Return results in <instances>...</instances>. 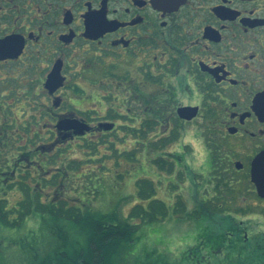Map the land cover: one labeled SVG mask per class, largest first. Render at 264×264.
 Segmentation results:
<instances>
[{"label": "flooded vegetation", "instance_id": "af4514ba", "mask_svg": "<svg viewBox=\"0 0 264 264\" xmlns=\"http://www.w3.org/2000/svg\"><path fill=\"white\" fill-rule=\"evenodd\" d=\"M185 107L197 108L196 117L182 118L179 109ZM10 114L30 119L32 126L6 124ZM38 114L46 121L43 132L53 136L49 143L34 137ZM73 120L89 130L77 136L75 129H64ZM191 124L197 126L186 132L201 135L206 127L216 136L210 145L229 152L230 163L220 162L219 174L208 179L207 194H219L223 179L232 188L223 194H255L262 218L264 198L251 170L264 152V0H0V135L16 126L31 133L12 167H0L5 188L13 183L20 194H58L54 185L59 180L64 187L69 176L63 146L70 141L92 145L80 166L97 162V145L112 152L122 145L117 157L125 153L132 162L134 150L149 146L151 133L165 138ZM167 153L175 158L165 155L171 166L164 168L175 177L182 160ZM128 172L116 170L112 177ZM93 173L89 177L98 179ZM241 180L249 184L246 192ZM246 242H200L191 250L198 255L194 264H248L247 255L264 264V244L251 250Z\"/></svg>", "mask_w": 264, "mask_h": 264}, {"label": "rangeland", "instance_id": "374dc122", "mask_svg": "<svg viewBox=\"0 0 264 264\" xmlns=\"http://www.w3.org/2000/svg\"><path fill=\"white\" fill-rule=\"evenodd\" d=\"M6 102L11 104L12 101L7 99ZM40 117L38 114L37 118L40 119ZM38 119L37 121H40V125L37 126L38 134L34 137L43 136L46 139L48 138L47 141L42 140L43 143L51 142L53 136L47 133L46 130L44 133V129L41 128L46 121ZM17 120L10 114L5 123L15 122L18 126L21 122V126L23 124L28 127L32 126L30 119L21 118ZM33 121L35 122L36 119H33ZM196 126L197 124L184 126L173 147L167 146L168 149L161 148L158 151L151 150L155 148V142L158 138V134L151 133L150 141L153 138L155 142L153 141V145L149 144L146 149L140 147L139 150H134L133 157H136V159H133L132 162L129 158L127 159L125 153L117 157L119 148H123L122 145L118 144L117 150L113 152L107 149L104 151V147L97 145L100 148L94 152V154L97 153L95 156V158H98L97 162H91L92 164L85 162L80 166L75 161L74 165L77 167L69 166V176L66 178L65 186L62 187V181L58 180V183L54 185L58 194H43L42 202L50 200L56 203L66 201L69 206H78L83 210L85 208L82 204L90 202V208L97 213H110L116 210L120 218L128 220L131 224H139L137 229L140 228L136 234V241L131 245L126 243V247L123 246L124 244L120 245L119 248L116 247L113 251L111 264H194L198 260V255L194 254L193 256L191 251L193 248L197 247L200 242L222 237L229 239L244 238L247 240V248L253 250L258 246L259 241L264 244V216L262 218L258 217L257 214L260 213L258 212L260 208L257 206L259 200H257L255 194L246 192L249 188L246 181L241 180V190L243 189L246 194L239 193V197H236L233 202L231 207L234 211L233 216H226L224 217L225 220L221 221L220 216H218L212 222L213 220L208 221L204 217L198 218L192 213L196 208L202 206L204 198L207 197L206 194L211 187L207 181L213 175L219 174L218 170L222 168L218 166L220 162L222 164L223 162L230 163L226 160V154H229V152L210 145V142L214 144L216 136L213 137L210 132L208 133L206 127L201 130L203 132L201 135L199 132L192 130L190 132L185 131ZM16 127L12 128L14 134H9L11 137H16L14 143H11V139H1L5 133L0 135V152H2L0 166L14 158L13 156L18 152L19 145L24 146L31 141V133H28L29 129L25 130L26 134H24V132L19 133L16 131ZM205 142L208 143L207 146L212 148L206 147ZM33 143L35 142L33 141ZM36 143H39L38 140H36ZM63 147H68L64 154L65 157L69 158V162L85 160L89 156L84 152L91 153L93 151L92 145L88 146L87 141H70V144H65ZM210 149L212 153L214 152V158L210 153ZM167 152L178 154L176 158L182 160L179 162L181 165L177 167L175 177H170V173L164 168V165H167V170H169L171 163H163L162 166H158L153 162L158 157L164 158L165 155L168 157L167 160L171 157L175 158L168 155ZM99 158H105L102 167ZM117 158H120V160L115 164ZM54 166L60 167V164ZM92 169L97 172L93 173L94 175L100 174L98 180L88 179ZM116 170L124 173L129 172L115 180L112 175ZM103 171L106 174L104 178H102ZM84 174L89 175L84 176ZM234 174L231 176L236 177L237 180L243 177V174H238V176ZM144 179L151 181L155 190V194L150 195L149 199H143L139 194L138 183ZM6 190L5 193L0 186V201L2 200L5 203L7 209L19 206L22 194L18 190L10 188V186ZM48 190L51 191V189ZM174 192L177 194H174ZM153 200L163 201L167 205L169 215L165 219L159 218L153 222L145 223L140 218H131L137 205L141 204L145 207L150 205V201ZM180 200L184 202L183 213L175 210ZM243 207L247 209H243ZM15 213L12 212L11 218L17 217ZM260 215L264 214L261 213ZM44 218H47V220L44 221L42 215L34 213L27 216L21 225L17 227H7L0 223V258L2 264H22L29 257H33V261L37 264H41L45 257L42 252L44 244L53 245L52 250L54 253L48 261L56 257V248H58V251L73 252L78 250L77 244L86 245L87 230H84L82 226L73 224L68 220L58 221L53 219V223L48 222V220H51L49 215ZM36 243H38L37 247ZM73 244L75 245L73 246ZM204 244L206 245V243ZM38 247L40 248L38 249ZM204 253L208 255L205 251ZM250 253H253V251ZM218 255L221 258L222 254L219 253ZM214 259L215 257L212 256L213 261ZM211 263L213 264L212 261L206 259L196 264Z\"/></svg>", "mask_w": 264, "mask_h": 264}, {"label": "trees", "instance_id": "16d2710c", "mask_svg": "<svg viewBox=\"0 0 264 264\" xmlns=\"http://www.w3.org/2000/svg\"><path fill=\"white\" fill-rule=\"evenodd\" d=\"M6 136L3 135L1 139H11V143L15 142V136ZM178 136L179 133H174L171 136L165 138L158 137L156 142L153 138H151L150 144L155 142V148H152L151 150L158 151L161 150V148H166L168 144L176 142ZM133 159H136V157H133ZM11 161L4 163L0 167H3V170H9L10 167H12ZM75 161H77L78 165L80 164L79 160H73L69 162V166L77 167L74 165ZM153 162L158 166H162L164 163L163 158L161 157L156 158L153 160ZM171 170H173V168H171ZM57 177L58 175L54 176V179L56 180ZM90 178L95 179V177H89L88 179ZM0 186L5 190L8 188V186L5 188V182L3 183L2 177H0ZM9 186L10 188H13L15 184L12 183ZM20 187L24 189L23 184H20ZM138 187L139 194L143 199H149L150 195L155 194V190L151 181L147 179L140 180ZM223 189L232 191V188H229V182L220 179L216 186V190L219 192V194H206L207 197L204 198L202 206H199L192 212L194 216L198 218L204 217L208 221L213 220L212 222H214L218 216H220V221L225 220L224 217L226 216H233L232 213H234V211H232L231 207L233 202L236 200V197H239V194H223ZM42 197L43 194H29L27 190L25 194H22V198L19 201V206L13 209H7L5 203L1 200L0 223L7 227H17L21 225L27 216L37 213L42 215L44 221L47 220V218L44 217L49 215V219L52 221L48 220V222L50 221L53 223V219L58 221L68 220L73 224L80 225L82 228H84V230H87V236L86 245L77 244L78 250L76 251H58V248H56V257L54 259H50L51 261L48 260L49 257H51L54 253L52 250L53 245L44 244L45 246H42V252L45 254V257L41 264H111L113 251L116 247L119 248V246L123 244V246L126 247V243L131 245L137 239L136 234L140 228L139 227L137 229L139 224H131L128 220L120 218L118 211L116 210L110 213H97L90 208V202L87 204H82L85 208V210H83L78 206H69L68 202L66 201H59L56 203L53 202V200H50L48 202H42ZM134 210L135 211L132 213L131 218H140L145 223L153 222L159 218H162L163 220L169 215L167 205L160 200L150 201V205L145 207L139 204ZM175 210L183 213L184 202L182 200L178 201L177 208ZM12 212H16L15 214L17 217L11 218ZM223 238L224 237L220 239ZM38 243H36V247ZM74 245L75 244H73V246ZM39 248L40 247H38V249ZM246 258H248V264H250L251 261H256L258 264L260 261L259 257L250 258L247 255ZM33 259V257H29L26 259V261L22 262V264H37L35 261H33ZM262 261H264V254L261 258V262ZM0 264H2L1 258Z\"/></svg>", "mask_w": 264, "mask_h": 264}, {"label": "water", "instance_id": "95a60500", "mask_svg": "<svg viewBox=\"0 0 264 264\" xmlns=\"http://www.w3.org/2000/svg\"><path fill=\"white\" fill-rule=\"evenodd\" d=\"M196 111L197 108H182L179 109V114L182 118L191 120L194 117H196ZM64 123L60 122L58 125V128L63 129ZM63 127V128H62ZM66 130H74V135L82 136L85 134L86 130H89V128L85 127L81 123H79L76 120H73L70 126L64 128ZM69 136V135H68ZM67 136V137H68ZM237 167L240 169L242 166L240 164H237ZM251 180L257 187L258 195L261 198H264V152L260 153L253 161L252 164V170H251Z\"/></svg>", "mask_w": 264, "mask_h": 264}]
</instances>
